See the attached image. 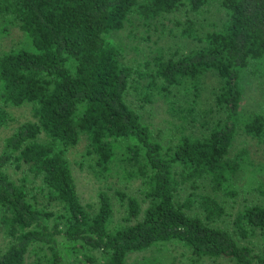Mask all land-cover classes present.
Instances as JSON below:
<instances>
[{"label": "trees", "instance_id": "16d2710c", "mask_svg": "<svg viewBox=\"0 0 264 264\" xmlns=\"http://www.w3.org/2000/svg\"><path fill=\"white\" fill-rule=\"evenodd\" d=\"M127 26L155 46L138 63L115 39ZM13 27L0 128L11 108L31 119L0 150V264H129L163 244L178 263L137 264H264V156L236 146L247 135L264 152V0H0V40ZM250 79L261 101L247 112ZM132 101L165 104L170 129ZM83 140L74 162L102 184L89 205L70 157Z\"/></svg>", "mask_w": 264, "mask_h": 264}, {"label": "rangeland", "instance_id": "374dc122", "mask_svg": "<svg viewBox=\"0 0 264 264\" xmlns=\"http://www.w3.org/2000/svg\"><path fill=\"white\" fill-rule=\"evenodd\" d=\"M135 33L131 32L132 27L127 26L125 29L121 30L116 36V41L120 42L125 46V57L126 60L130 63H138L148 57L153 51L155 46L148 47L149 42H146L141 38L144 28L142 26L134 28ZM24 35L17 28H11V33L8 36H5L0 40V49H10V47L17 45ZM153 44V42H151ZM161 45H166V41H161ZM207 80V90L204 94V99L206 103H211L214 99L213 89L217 85L216 79L213 78L212 74H208L206 77ZM261 101V94L257 90L256 80L250 79L246 82L245 94L242 102L243 111H255L259 109ZM133 102V105L142 113L144 121L147 122L155 133L163 134L164 131L167 132L170 129L171 124V115L166 111V105L161 102H155L152 104L145 105L141 107L137 102ZM10 114L12 116L11 120L8 121L7 125H4L0 128V150L3 144V141L6 137L10 136L13 131L24 121L31 119L30 108L27 106L15 107L10 109ZM237 145L243 146L248 145L252 149V156L254 160L261 161L264 152L262 153L260 146L256 141L251 139L247 135H239L237 137ZM85 140L81 141L79 146L72 151L70 157L72 159V167L76 181L78 183L79 193L82 197L83 202L86 205H89L91 202L97 200V194L101 187V182L98 181L93 174L86 168H80L77 163L74 162L75 158L78 156V153L81 152L85 147ZM82 158V157H81ZM87 167V166H86ZM10 172L13 177L16 175L10 169ZM134 184V183H133ZM60 238V242H62ZM8 240L4 237L2 232H0V252L6 248ZM62 250L65 253V249L62 246ZM182 248L172 244H163L155 246L149 250L134 252L128 258L129 264H137V261L145 257H158L160 259H165L167 261H175L178 263V257H181ZM36 258L34 253L28 255L27 264H32ZM64 261H66V254L63 256Z\"/></svg>", "mask_w": 264, "mask_h": 264}]
</instances>
